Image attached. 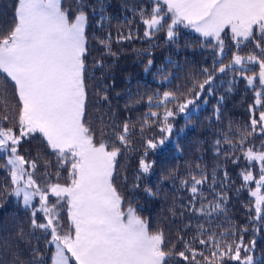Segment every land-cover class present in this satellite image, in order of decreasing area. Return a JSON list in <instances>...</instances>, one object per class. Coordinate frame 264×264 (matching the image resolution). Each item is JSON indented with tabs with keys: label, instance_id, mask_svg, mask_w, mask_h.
Listing matches in <instances>:
<instances>
[{
	"label": "snow or ice",
	"instance_id": "1",
	"mask_svg": "<svg viewBox=\"0 0 264 264\" xmlns=\"http://www.w3.org/2000/svg\"><path fill=\"white\" fill-rule=\"evenodd\" d=\"M149 3L150 12L143 5L138 10L133 9L144 25V38L151 39L155 33L165 29L166 41L175 42L176 28L183 25L207 38L204 46L211 48L214 53V71L210 73L207 68L201 69L206 79L198 84L193 82V87L189 89L191 98L176 106L180 113L197 104L206 86L208 93H213L216 73H225L238 67L240 75H243L244 71L249 70L248 65H258V73L253 72L252 76L244 78L249 86H253L254 78L258 76L262 90L256 91L255 104L264 105V0H149ZM87 20L83 0H68L67 5L65 0H16L13 23L6 31L0 29V73L6 74V77L0 78V90L4 89L5 80L13 83L16 101L13 104V126H3V122L8 120L7 115L0 118V153L4 159L0 167L6 170L10 181L8 194L20 198L22 206L31 211L32 234L35 235V231L39 230L46 238V246H55L50 264H71V261L75 264H167V260L174 255L188 264H201L197 256L203 257V264H223L225 257L240 264H257L253 255L241 256L242 250L251 252L255 247V238L245 244L242 235L239 242L232 243L218 239L215 233L200 238L198 243L205 249L210 248V255L192 246L195 238L189 241L178 237L184 244V250L175 252L173 245V250L165 251L163 231H150L148 220L138 215L131 203L127 208L124 207V198L113 182L117 158L121 153V147L114 144L118 142L127 148L132 129L125 120L122 127L115 125L111 133H102L108 138L97 142L92 129L84 122ZM128 23L131 24V21ZM98 26L102 27V22L98 21ZM226 34L234 42L237 51L232 53L228 64H223L220 61L226 54ZM131 39L133 35L129 31L127 36L120 35L117 42ZM248 41L259 52L239 55L240 46ZM100 43L110 50L109 42L101 40ZM217 63L220 64L218 68L215 67ZM97 64L102 66L103 62L97 61ZM152 65L153 61L149 59L145 72ZM161 79L167 81L169 76L162 75ZM154 95L158 99L149 96L148 104L157 109L162 108L163 112L144 113L141 133L145 127L157 125L161 133L170 134L173 125L169 119L177 112L167 105L177 96L172 91ZM104 98L107 99L106 96ZM220 99L222 101L223 97ZM215 111L218 114L219 108ZM251 129L239 141L241 147L254 132L259 131L264 135V111L259 112V120L251 119ZM36 134L41 137V143L49 154L56 157L55 179L49 171V161L44 162V171L37 178L39 161L42 159L39 153L32 159L20 154L22 141L35 138ZM113 136L115 140H112ZM167 139L168 135H162L158 140H145L144 154L138 162L139 174L150 172L155 162L147 159L149 150H156ZM225 140L228 141V147H236L227 136ZM215 143L219 154L220 141ZM261 148L264 149V142ZM243 156L249 164L253 161L259 163L258 178L250 168L240 173L245 185L249 181H254L256 185L250 194L255 198V212L259 218L264 213V150L249 147L243 151ZM199 167L197 165V169ZM60 169L67 170L65 183L59 182L62 176ZM139 174L137 180L140 179ZM211 178L214 190L215 169L212 170ZM207 179L206 174L201 178L193 174L190 188L187 179H181L180 184L182 188H188L192 195L188 211L211 218L214 213L221 211L220 201L224 196L217 193L216 202L202 203L197 208L195 205L200 186ZM224 180L227 181V172ZM134 187H139V184ZM145 192L152 195L150 188L146 187ZM36 199L39 203L34 205ZM51 200L54 202L50 203ZM65 209L68 231L63 230ZM38 214H41L40 220L37 219ZM247 230L242 229L244 232ZM207 231L201 224L197 235L203 237ZM228 234L221 232L219 235L224 237ZM33 252V264H47L38 248H34Z\"/></svg>",
	"mask_w": 264,
	"mask_h": 264
},
{
	"label": "trees",
	"instance_id": "2",
	"mask_svg": "<svg viewBox=\"0 0 264 264\" xmlns=\"http://www.w3.org/2000/svg\"><path fill=\"white\" fill-rule=\"evenodd\" d=\"M67 2L68 0H65V5ZM15 4L16 0H0V29L6 31L13 23ZM83 4L88 17L84 122L92 129L97 142L108 138L102 133H111L115 125L122 127L125 120L132 129L128 136L130 145L127 148L118 142L114 144L121 147V153L117 158L113 182L124 198V207L127 208L131 203L137 214L148 220L150 231H163L165 251L173 250V245L175 252L184 250V244L178 237L189 241L195 238L192 246L198 251H204L205 255H210V248L205 249L198 243L200 238H207L209 233H215L218 239L232 243L239 242L242 235L245 244H249L255 238V247L251 252L242 250L241 256L251 254L257 264H264V213L259 218L256 216L255 198L250 194L256 187L254 181H249L245 185L240 175L242 171L250 168L253 175L259 177V163L253 161L249 164L243 156V151L249 147L264 150L261 148L264 135L256 131L247 137L242 147L239 144L247 132L252 131L251 119L259 120V112L264 111V105L255 104V93L262 90L258 76L254 78L253 86H249L244 78L252 76L253 72L258 73V65H248L249 70L244 71L243 75H240L238 67L225 73H216L212 85L213 93L209 94L206 86L197 104L180 113L176 106L191 98L189 89L193 87V82L198 84L206 79L201 69L207 68L210 73L214 71V53L211 48L204 46L207 38L183 25L176 28L175 42L166 41L165 29L155 33L151 39L144 38V25L133 9L138 10L143 5L150 12L149 0H83ZM98 21L102 22V27L98 26ZM166 25L167 21L165 28ZM129 31L133 39L117 42L120 35L127 36ZM227 31L230 33V30ZM224 39L226 54L220 63L228 64L232 53L237 49L229 35L226 34ZM101 40L110 43V50L100 43ZM251 52L258 53L259 50L255 49L250 41L245 42L238 50L241 56H247ZM149 59L153 61V65L145 72V65ZM97 61H102L103 65H98ZM219 66V63L215 65L217 68ZM162 75L169 76V79L163 81ZM2 77H6V74L0 73V78ZM4 83V89L0 90V118L7 115L8 120L3 122V126L10 127L15 120L13 104L16 101L13 97V83L8 80ZM164 91H172L177 96L176 100L167 105L177 112L169 119V123L173 125L172 132L161 133L159 127L153 125L150 128L145 127L141 133L140 126L144 113L163 112L162 108L151 107L147 102L148 97L154 96V99H158L154 94L157 92L162 94ZM217 107L218 114L215 111ZM162 135H168L164 145L148 152L147 159L155 162L153 168L148 174H139L138 162L144 154L145 140H158ZM225 136L236 145L235 148L228 147ZM112 140H115L114 136ZM217 140L220 141L219 154L216 152ZM19 151L28 159L39 153L42 159L39 161L37 178L44 171V162L49 161L51 163L49 171L55 179L56 157L49 154L38 134L35 138L22 141ZM234 160L238 162L233 163ZM3 163V154H0V165ZM197 165L200 166L199 169ZM213 169L216 170L214 190L211 178ZM60 171L62 176L59 182L65 183L67 170ZM138 174L139 180L136 179ZM193 174L197 178L205 174L208 176L207 182L200 186V195L197 196L195 205L197 208L202 203L216 202L217 193L224 196L220 201L221 211L214 213L211 218L188 211L192 199L188 188L191 187ZM181 179L189 181L188 188L181 187ZM136 184H139V187H134ZM146 187L152 190V195L145 192ZM10 188L7 172L0 167V264H33L34 248H38L47 264H50L55 246L51 244L46 246V238L39 230L35 231V235L32 234L31 211L22 206L20 198L8 194ZM38 203V199L34 200V205ZM37 219H41V214H38ZM62 219L63 230L68 231L66 209ZM201 224L208 230L203 237L197 235V229ZM186 225L190 227L186 228ZM244 228L248 230L242 231ZM221 232L229 234L221 237L219 235ZM197 260L203 264L202 256H197ZM71 264L75 262L71 261ZM167 264L188 262L174 255L167 260ZM223 264L240 262L225 257Z\"/></svg>",
	"mask_w": 264,
	"mask_h": 264
},
{
	"label": "rangeland",
	"instance_id": "3",
	"mask_svg": "<svg viewBox=\"0 0 264 264\" xmlns=\"http://www.w3.org/2000/svg\"><path fill=\"white\" fill-rule=\"evenodd\" d=\"M0 154H2V153H0Z\"/></svg>",
	"mask_w": 264,
	"mask_h": 264
}]
</instances>
